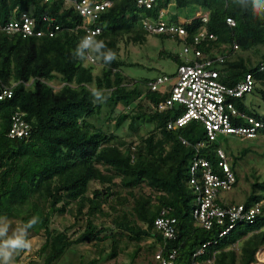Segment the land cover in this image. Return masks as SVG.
<instances>
[{"label":"trees","instance_id":"obj_1","mask_svg":"<svg viewBox=\"0 0 264 264\" xmlns=\"http://www.w3.org/2000/svg\"><path fill=\"white\" fill-rule=\"evenodd\" d=\"M109 1L111 6L93 23L101 29L95 39L103 41L105 48L101 53L91 51L95 62L87 63L85 49L83 58L75 56L85 37L84 22L67 0H0V81L18 83L13 97L0 101V218L20 217L24 225L34 216L39 218L28 230L34 234L44 231L39 251L44 254L42 264H54L77 244H97L106 223L117 231L106 245L111 256L136 247L146 251V264H158L155 254L164 241L154 221L162 210L175 219L176 235L164 252L175 250L176 264H189L199 249L204 254L197 259L205 264L256 263V253L264 247V202L254 220L238 221L222 236L219 234L228 222H214L205 229L193 217L198 194L191 166L197 156L208 160L213 172L220 174L217 150H224L235 176L233 186L236 184L235 161L231 163L227 155L232 136L218 135L210 141L197 120L168 128L181 109L158 110L168 93L151 91L150 80L127 77L123 67L128 64L117 53L122 41L141 43L146 39L148 33L142 28L146 16L171 4L177 10L191 8L193 12L184 20L170 12L171 20L187 30L186 43L191 45L200 29L206 28L215 39H207L198 48L207 57L223 58L216 63L218 79L233 86L250 74L254 79L250 94L264 103V16L254 14L250 0H157L151 11L139 7L136 0ZM22 12L31 15L35 31L42 35L23 36L2 29ZM198 13L207 15V23H202ZM227 17L233 18L234 26L228 25ZM107 50L116 53L111 63L102 59ZM252 54L259 58L252 60ZM176 61L177 65L184 62L180 56ZM96 63L99 73H95ZM247 94L233 100L237 109L264 119L259 105L245 103ZM145 101L150 107H145ZM103 110L107 121L117 112L114 131L93 121L101 118ZM16 111L25 113L30 124L26 138L7 136ZM135 121L152 128L137 134L136 139L116 134L126 122L131 128ZM260 135L264 128L248 140ZM248 150L242 149V154ZM197 175L201 176V169ZM224 191L217 198L221 206L250 207L264 200V178L253 176L242 203L224 199ZM67 212L74 215V222L63 223L62 229L51 228L53 216ZM78 223L73 237L69 231ZM142 240H150V244L143 248Z\"/></svg>","mask_w":264,"mask_h":264},{"label":"built area","instance_id":"obj_2","mask_svg":"<svg viewBox=\"0 0 264 264\" xmlns=\"http://www.w3.org/2000/svg\"><path fill=\"white\" fill-rule=\"evenodd\" d=\"M50 1V0H45ZM71 6L80 14L83 19L82 28L85 36L97 33L101 29L94 27L95 19L105 9L111 6L109 0L99 3H92L90 0H67ZM157 0H136L139 7H144L150 11L156 6ZM170 7V5H169ZM160 8L158 13L146 16L142 19V28L150 35H163L177 38L183 42V52L180 57L183 63L177 65L174 78L175 83L170 88L167 98L157 105V109L163 111L178 107L181 109L179 115L168 122V128L174 129L182 127L192 120L200 121L206 130V135L210 141L218 135L232 136L241 139H252L256 137L260 130L264 128V119H258L247 115L234 104L235 99L244 94L252 92L254 89V79L247 74L243 80L238 81L233 86L222 83L219 78V71L216 63H220L223 58L207 57L198 46L207 39H215L213 34L207 32L206 28L193 37L191 45L186 43L188 37L187 30L170 18V8ZM18 7L13 9L15 13ZM203 24L207 23L208 17L205 13H198ZM226 22L234 26L232 17H227ZM93 24V25H92ZM7 33H21L23 36L42 35L41 31H35L34 19L27 12H22L18 19L7 21L2 27ZM85 59L87 63H94L95 57L90 49H85ZM264 69V66L261 67ZM172 77L160 75L148 82L147 86L151 91H159V85L168 82ZM18 83L5 84L0 81V101L13 97L14 89ZM30 124L25 119V113L16 111L11 117V126L7 136L9 138H26L30 135ZM202 143L198 144V147ZM220 158L218 162V172H213V168L208 160L196 157L191 166L194 174L192 183L197 192V203L193 210L195 222L205 228L212 227L214 222L218 225H228L221 230L219 236L227 234L238 221L251 222L259 214L261 204L264 200L255 203L253 206L245 207L243 204H233L221 206L217 201L221 190H229L235 183V176L227 162V156L222 149L217 150ZM201 169V176L197 171ZM155 229L160 232L164 244L155 254L158 264H176V251L164 252L169 240L175 238V219L166 215L162 210L154 221ZM204 254L203 249H199L193 255L189 264H205L197 258ZM211 262L208 260V263Z\"/></svg>","mask_w":264,"mask_h":264},{"label":"rangeland","instance_id":"obj_3","mask_svg":"<svg viewBox=\"0 0 264 264\" xmlns=\"http://www.w3.org/2000/svg\"><path fill=\"white\" fill-rule=\"evenodd\" d=\"M170 12L177 13L179 18L184 20L187 14L193 12V9L177 10L174 4H171ZM183 47V42L175 38H161L160 36L148 34L146 35V39L141 43L122 41L119 44L120 50L117 56L128 64L124 65L123 69L129 78L152 80L160 75L172 77L168 82L159 85L158 88L160 92L168 93L175 80H177L174 78L177 68L176 58L183 52ZM251 58L252 60H257L259 57L252 54ZM99 72L100 66L96 63L95 73ZM250 102L254 104V107L259 105L261 112L264 110V103L258 97L249 93L246 95L245 103L249 105ZM144 105L145 107H150L146 101ZM105 113L106 110H103L101 118H95L93 121L103 129H107L108 127L109 130L114 131L117 112L112 114L111 121L105 119ZM150 128H152V125H143L139 121H135L130 128L129 122H126L120 130L116 131V134L129 140L136 139L137 134L144 135ZM229 144L230 147L227 155L231 163L235 161L234 170L237 181L235 186L222 192L221 197L226 200L242 203L250 192L253 176L257 175L260 179L264 178V135H260L254 140L231 137L229 138ZM245 148L249 150L243 155L242 149ZM234 157H237V159L234 160ZM73 211H75V208H73ZM3 222L0 219V223ZM7 222L10 225L8 235L24 226L20 217L7 218ZM73 222L74 215L70 212L63 213V215L55 214L52 218L51 228L62 229L63 223L69 225ZM80 224H76V227L70 230L69 234L76 237L75 231ZM115 234H117V231L106 223L105 231L101 234V241H98L97 244L95 242L77 244L68 249L54 264H90L93 261L95 262L93 264H146L148 259L146 251L144 249L138 250L136 247H130L115 257L111 256L110 249L106 245L109 243L108 240ZM28 238L31 242V247L16 253L13 258V264H42L44 254H40L39 251L45 241L44 231L42 230L38 234H34L32 230H28ZM148 243L150 244V240H142L140 245L145 248L148 246ZM104 247V251L100 252V249ZM256 259L257 262L254 264H264V247H261L256 253Z\"/></svg>","mask_w":264,"mask_h":264},{"label":"clouds","instance_id":"obj_4","mask_svg":"<svg viewBox=\"0 0 264 264\" xmlns=\"http://www.w3.org/2000/svg\"><path fill=\"white\" fill-rule=\"evenodd\" d=\"M250 6L254 14L264 16V0H250ZM96 34L87 35L81 40L75 50V56L83 58L84 49L101 53V50L105 48V44L103 41L94 39ZM102 59L105 63H111L116 59V53L112 50H107L102 53ZM92 94L99 97L98 91L93 90ZM0 219L4 221L0 223V264H13V258L16 253L31 247V242L28 238V229L36 225L39 222V218L34 216L26 225L13 231L11 235H8L10 225L7 222V218Z\"/></svg>","mask_w":264,"mask_h":264}]
</instances>
